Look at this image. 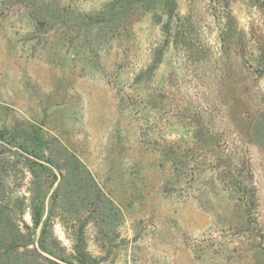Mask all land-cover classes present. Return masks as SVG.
<instances>
[{
	"label": "rangeland",
	"instance_id": "obj_1",
	"mask_svg": "<svg viewBox=\"0 0 264 264\" xmlns=\"http://www.w3.org/2000/svg\"><path fill=\"white\" fill-rule=\"evenodd\" d=\"M264 0H0V264H264Z\"/></svg>",
	"mask_w": 264,
	"mask_h": 264
},
{
	"label": "trees",
	"instance_id": "obj_2",
	"mask_svg": "<svg viewBox=\"0 0 264 264\" xmlns=\"http://www.w3.org/2000/svg\"><path fill=\"white\" fill-rule=\"evenodd\" d=\"M257 70L261 76H264V64L259 63L257 65Z\"/></svg>",
	"mask_w": 264,
	"mask_h": 264
}]
</instances>
